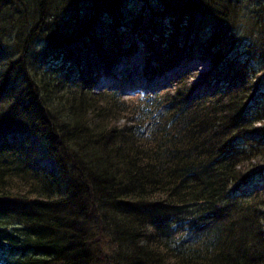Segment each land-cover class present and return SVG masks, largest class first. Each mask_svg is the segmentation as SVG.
<instances>
[{
    "label": "trees",
    "instance_id": "16d2710c",
    "mask_svg": "<svg viewBox=\"0 0 264 264\" xmlns=\"http://www.w3.org/2000/svg\"><path fill=\"white\" fill-rule=\"evenodd\" d=\"M73 1L0 0V214L10 216L0 219V264H264V190L226 199L264 157V144H236L264 135L246 115L256 86L245 66L233 70L221 34L202 35L190 14L187 25L135 19L121 30L114 19L97 30L109 0L84 3L79 22L65 13ZM166 1L228 17L208 0ZM135 39L147 78L201 49L205 78L224 86L194 98L183 75L162 94L95 92ZM37 144L53 170L35 161Z\"/></svg>",
    "mask_w": 264,
    "mask_h": 264
},
{
    "label": "rangeland",
    "instance_id": "374dc122",
    "mask_svg": "<svg viewBox=\"0 0 264 264\" xmlns=\"http://www.w3.org/2000/svg\"><path fill=\"white\" fill-rule=\"evenodd\" d=\"M89 1L90 0H74L71 3L72 9L67 10L65 13L74 17V19L77 16V22H79L87 11L85 5H90L87 4ZM208 1L210 5L214 4L213 6H218V12L228 16L226 21H218L212 15V11H204L203 8H199L197 11L195 10L196 12H186L189 6H187V2L175 5L166 0H118L119 3L112 1V6H110L109 0V4H106L108 9H102L103 11L93 20L96 29L101 30L110 28L115 21L114 19L118 21L119 28H127V26H129L135 19H156L162 21L165 25L169 19L178 20L179 23H185L190 19L191 15V17L193 16L199 23H201V28L197 31L203 33L202 35L212 31H218L221 34L220 38H224V40L222 39L223 44H228L227 50L230 52L229 59L234 62H232L233 70L235 69L237 72L241 69V66H245L247 68V74L249 75L245 76V67L242 68L241 70L244 71L242 79L247 80L250 86H256L255 90L252 92V94H254V99L248 108L247 115H250L253 120L259 118L257 121L260 122L258 123L256 121L255 129H263L262 131L264 132V0H222L219 1L220 3L218 4L216 3L217 0ZM225 2L232 3L231 9L220 6V4ZM84 3L86 4L84 5ZM194 3L195 2L193 1L192 4ZM202 5L207 6L206 4ZM202 5H200V7ZM123 23L124 26L122 25ZM11 31L13 34L15 33L14 30ZM97 33L99 32L97 31ZM138 42L139 41L136 43ZM43 48H40V51H43ZM142 49L143 47H139L136 56L131 55L129 58L122 60L119 63V66H117L115 70L113 69L115 74L116 72H119L118 68L120 67V69H130V71H127V75H118V73L113 76L114 78H110L111 76L109 75L112 74L111 72V74L107 75L105 74V71L101 70L98 74L99 76L95 77L94 81V88L96 91L110 87L121 89L125 99L135 97L136 94L141 92L149 93V90L151 89L155 90L158 88L155 90L156 92L167 91L174 84V79L177 73H179V76L182 74L189 75L191 77V83H197L199 87L195 92L196 97L209 95L217 87L224 86V84H219L216 81L211 83L212 80L205 78V75L212 69V62L206 59H197L203 54V50L201 49H197L195 52L196 56L191 60H187L181 68L158 77L154 82L146 80L140 73V71H143L142 65L144 62V51L142 52ZM60 61L61 60H57L55 63H59L58 65H60L62 64ZM70 64L71 62L68 61L67 66ZM224 65L227 66L228 63H225ZM70 66L72 67V64ZM132 73L134 74L129 75ZM137 74L141 75L137 76ZM202 78L204 79L203 81ZM26 136L27 135L11 134L8 139L11 143H14L16 141H21ZM248 138L251 141L257 140L256 143L258 144L264 143V135H261L256 131L255 133L250 134ZM35 141V137H30V142L35 143ZM238 143L244 146L246 145L245 141H239ZM37 150L39 155H37L35 161H37L42 168L49 171L53 170L54 163L42 156L45 153L44 147L41 144H38ZM249 163L250 164L246 166L245 171H248L251 175L249 174L250 176L248 179L243 185H241L242 193H250L253 189L261 185V188L264 187V157L260 156L254 158ZM242 170L244 172V169Z\"/></svg>",
    "mask_w": 264,
    "mask_h": 264
},
{
    "label": "bare ground",
    "instance_id": "6f19581e",
    "mask_svg": "<svg viewBox=\"0 0 264 264\" xmlns=\"http://www.w3.org/2000/svg\"><path fill=\"white\" fill-rule=\"evenodd\" d=\"M110 1H113V2L119 3L118 0H110ZM94 80H95V79H94ZM36 157H37V156H36ZM36 157H35V158H36ZM10 257H11V255H10Z\"/></svg>",
    "mask_w": 264,
    "mask_h": 264
}]
</instances>
